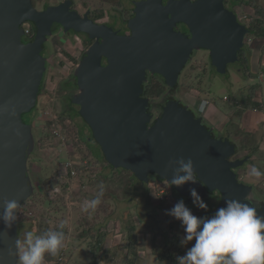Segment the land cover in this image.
<instances>
[{
	"label": "water",
	"instance_id": "water-1",
	"mask_svg": "<svg viewBox=\"0 0 264 264\" xmlns=\"http://www.w3.org/2000/svg\"><path fill=\"white\" fill-rule=\"evenodd\" d=\"M225 1L135 0L133 16L127 20L130 31L122 34L90 18V10L83 14L72 10L74 0H60L44 9L33 0H0V216L5 198L19 200L22 208L34 192L29 170L37 142L33 118L49 64L42 52L58 24L64 33L73 30L94 39L75 67L78 90L70 101L108 163L130 170L145 183L156 175L185 196L200 185L217 191L216 212L228 200H240L264 217L263 198L252 184L239 180L235 170L249 160L235 158L240 147L236 141L214 135L176 100L168 101L152 123L149 98L142 96L148 73L159 74L174 86L194 49L208 50L221 74L238 60L250 29ZM28 21L36 27L32 41L24 39L23 24ZM178 22L191 36L177 30ZM180 157L193 159L196 181L176 186L171 180L179 164L169 161ZM21 232L18 219L10 229L0 220V264H19L8 250H15Z\"/></svg>",
	"mask_w": 264,
	"mask_h": 264
},
{
	"label": "rangeland",
	"instance_id": "rangeland-1",
	"mask_svg": "<svg viewBox=\"0 0 264 264\" xmlns=\"http://www.w3.org/2000/svg\"><path fill=\"white\" fill-rule=\"evenodd\" d=\"M51 1L57 2L56 0H33L34 5L38 9L44 8L45 4L50 3ZM75 2L76 5L81 9L82 13L86 7L91 6L94 9L98 8L99 10L104 11V19L107 17L111 18V16H113L112 14H115V16L112 17V20H110L111 22L109 24L114 28L124 26L127 20L124 21L122 16L128 18V16L132 14V5L128 0H75ZM236 10L239 13L241 19L246 21L247 24H250V22H254V20L256 21L257 19L264 17V0H243L238 2ZM115 11H117V13L120 11L121 13L116 15ZM98 21L104 22L106 20ZM28 25L29 24L25 22L23 27H28ZM60 29V25L55 24V32L46 42L43 53L44 55H49L51 64H49L50 73L49 75L47 73V75L50 76L52 74V76H55L56 79H63L62 82H55L54 79H51L50 86H52V91L49 94L44 92L39 96L38 109H36L34 115V121L36 124L33 127L36 140L39 139L45 132L41 126H48L50 132L56 129L60 135L55 134L57 136L53 135V138L51 137V141L53 142L52 145L50 144L51 141L49 140L50 135H46V138H44L45 144L41 146L40 150L35 155H32L34 158L32 157L29 160V170L34 185V192L25 202L24 205H26V208L24 212H21V216L22 218L27 217L25 213H28L29 216H31V214L33 215V213L36 215L41 214L43 215V221L41 222L40 227L37 228L34 227V223L32 221H26L24 225L21 226V241L28 231H34V229H38L39 231L44 230L47 219H50V221L56 225L57 223L66 220L67 225L70 227L68 231L69 237L67 241V247L65 249L66 254L64 256V259H68L67 264H96L97 262L95 263V261H93L95 255L94 242L96 240V234L99 236L105 235V247H110L117 243L123 244L124 246L128 241L126 228L128 225L134 224L135 222L140 235L143 236L146 234L147 236V241H145L143 244L144 251L142 252L145 254V264H162V262L156 259V256H154L151 252V237L155 234V232H162L164 228H167L169 221L176 218L170 214V211L176 205V202L173 197L171 199L167 198L166 200H163L162 206V204H159L160 200L156 197V185L153 183H147L146 185L139 183L135 184L134 186V183L132 184L131 182L130 170H122L121 172L113 173L109 170L110 168H107L106 165H104V154L101 152L102 150H100L101 148L98 146L96 141L92 139L91 128L86 122H83L84 119L82 120L78 114V109L75 107V104L69 102V99L65 98L68 97V94L72 92L75 94L78 89L62 88L63 80L66 79H64V76L60 71V62H66L65 54L67 53L70 55L74 53L78 55L79 48L77 47V44H75L73 39L74 36H72L71 39H67V42L64 43L67 36L65 37L64 32ZM259 39H263L264 42V37L248 38L246 55L248 57V65L250 67H252L253 63V53L250 54L248 52L250 49L249 47H251L250 43H252V41L255 42V40L259 41ZM86 44H88V42L84 40V45ZM257 44L260 45L261 43ZM82 57L83 55L80 57V59ZM204 57L206 56H200V58ZM260 58L257 59L255 57L253 59L255 61V66L258 65L257 60L260 63L264 61V56ZM192 66L194 65L192 64L190 67H188L186 73H184L186 69L182 72L178 90L179 94L181 95L180 97L186 96V98L190 101L191 98L189 93L195 92L190 88L193 86L198 87V91H201V98H196L194 101L199 100L201 111L202 106L204 109L207 107V112L211 111V109L209 110L208 108L210 104H208L209 99L215 104V106H217V108L218 106L229 105V102L224 100V96L233 97V95H235L242 99L248 94L250 87H256L257 82L261 79L259 73L253 72L254 69H252L253 76H251L247 69L246 71L243 69L244 71L238 72L232 68V71L230 69L226 74H220L214 71L212 72L211 68L209 69L210 73H207V68L204 71L203 69L201 71L198 64L197 66ZM196 76H199V78ZM153 81L155 85L158 84L157 86L161 87L162 89L165 88L162 84H159V78H155ZM152 84L153 83L150 85ZM71 96H69V98ZM258 96L259 93L256 95L257 98L255 100L257 101H259ZM151 99L156 104H159V102L162 100L160 96L151 97ZM241 109L242 108H240V110ZM61 111L67 117L70 115L74 117V120L69 119L70 117H64V120L66 119L67 122H70L71 124H73V122H76L77 124L80 123V127L87 136V146L95 151V154L101 161H97L88 150L86 151L88 153L87 157L83 158L81 163L72 159V162L74 163V166L77 170L80 166L86 163L88 164L87 169L83 172L78 170L80 177L81 175L84 177L82 184H79L80 182L76 181L73 184L71 190L63 189V187L60 186L62 189L59 191H54V187L59 185V183L56 181V179H54V177H52L53 171L59 169L61 172H64L65 165H62L63 161L71 160V158L67 159V157L70 154L73 155L74 153L71 144V140L73 139L70 140L69 138H66L65 134L61 133L60 129L55 127V125L52 123L53 118L56 120ZM237 111L238 110L234 109L228 114L230 119V127L235 134H237L239 137H243L245 134L243 128L247 129L251 126H246V115L244 118L241 117V114L247 110L242 113H237ZM206 119L207 122L205 123L207 124L211 122L218 123V121L223 119V116L213 117L209 115ZM48 120H50V122H48ZM235 127H237V129H235ZM49 130L48 133H50ZM48 137L49 139H47ZM255 157L256 158L252 159L251 161L254 164L259 163L261 165H259V167H261V172H264V155L260 154L259 156ZM253 167L256 166L251 165L250 161H248L244 164L242 169H240L241 171H246L249 173ZM241 171L238 170L242 178L243 175ZM150 177L153 179L157 176L151 175ZM262 177L264 178V176ZM43 179L48 180V182L50 181L48 187L53 189L50 191L47 189L48 196L42 195L45 194V192H43L42 194H37L35 197H33L35 195L37 186L44 189ZM101 184L104 185L105 189L104 194L101 197V204L96 208L95 211H83L84 201L94 198L97 195L99 186ZM166 187H168V185H166ZM254 187V189L257 190L258 195L264 198V194H262L256 186ZM153 193H155V195ZM148 196H150V200L148 199ZM183 196L184 195L181 194L180 199L182 198L185 203L186 198ZM188 208L197 217L208 219V215L202 212V209L198 207ZM178 221L181 229L185 231L182 221L179 219ZM91 228H93L95 231L91 230ZM185 235L186 233L181 231L178 236L184 255L193 244L192 241L181 243ZM124 253L125 252L122 250L121 253L116 256L115 261L108 264H123L121 260L122 257H125ZM96 256L98 257V253ZM45 264L52 263L45 259Z\"/></svg>",
	"mask_w": 264,
	"mask_h": 264
},
{
	"label": "clouds",
	"instance_id": "clouds-1",
	"mask_svg": "<svg viewBox=\"0 0 264 264\" xmlns=\"http://www.w3.org/2000/svg\"><path fill=\"white\" fill-rule=\"evenodd\" d=\"M23 28L25 31V27ZM34 34L35 32L32 33L31 31L29 36L33 37ZM247 35V37H249V34ZM25 36L26 33L24 37ZM250 44L252 45V43ZM224 99H228V97L225 98L224 96ZM52 134L54 135L53 132ZM239 146L241 147V145ZM246 153L247 152L242 153L241 151L236 154L235 158L249 156L248 161H250L254 154L251 156V154L247 153L246 155ZM172 163H178L179 167L176 169V175L171 180V184L182 186L186 182L196 181L193 159L180 157L177 160L173 158L169 161V164ZM251 163L253 162L251 161ZM255 165L257 168L253 167L251 169V174L256 178L264 176V172H261V167H259L260 164L256 163ZM242 167L240 168L242 169ZM240 168H236L235 170L239 180L245 182L243 176L241 178L238 172V170L241 171ZM180 173L184 174L180 175ZM263 179L262 177L258 184H252L253 187L256 186L262 194H264L262 192V190H264ZM151 183L156 185V197L159 200H166L169 197L166 192V185L168 184L166 181H153ZM160 185L165 189L163 199L158 195ZM104 190V185L101 184L97 195L92 199L84 201L83 211H95L101 204V197L104 194ZM190 193L194 198V203H198L200 207L206 206L198 196L195 188L191 189ZM153 194L155 195V193ZM245 199L250 200L251 198L245 197ZM18 209L21 210V203L19 200L5 198L4 211L2 216H0V220L3 221L8 229H10L13 223L18 219ZM170 214L181 220L184 225L186 235L181 243L194 241L185 255L177 257L178 264H264V217L258 215L257 209L250 206L249 203H242L240 200H228L227 206L218 209L212 218L202 219L194 215L191 210L186 207L184 201L180 200L171 209ZM66 227L67 221L65 220L59 223L57 226L58 230L49 229L42 234L28 231L24 235L22 241L17 239L15 250L9 248V255H16L19 264H45L46 254L55 257L64 247L66 239L64 229ZM4 234L6 236L7 232Z\"/></svg>",
	"mask_w": 264,
	"mask_h": 264
},
{
	"label": "trees",
	"instance_id": "trees-1",
	"mask_svg": "<svg viewBox=\"0 0 264 264\" xmlns=\"http://www.w3.org/2000/svg\"><path fill=\"white\" fill-rule=\"evenodd\" d=\"M33 4H34V2H33ZM49 4L50 3H46L44 8H46ZM104 14H105L104 11L99 10V12L96 14V18L104 17ZM28 24H29L28 26L32 29V33H34L36 30L35 25L32 22H29ZM250 25H251L250 26L251 33L249 34V37H264V17H261L260 19H257L256 21L254 20V22H251ZM249 37H247V40ZM24 39L26 41H32L33 37L26 35L24 37ZM87 42H88V44H86V46H88L91 43V40H88ZM248 52L250 54L253 53L251 48L249 49ZM67 55H70V54L67 53ZM75 61H77V60H75ZM239 63L242 65V67L245 71L247 69V71H249L250 75L253 76L252 67H250L248 65V57L246 55V48L241 49L239 52ZM155 78H157V77L153 76L151 79V82L144 85V94L145 95L150 96V97H158L161 95L163 89L161 87L157 86L158 84H156V85L154 84L153 79H155ZM151 83H153V84L150 85ZM163 83H164V81H163ZM69 84H70V80L68 79L62 83V88L63 89L68 88ZM159 84H162V82L160 81ZM46 85H47V83H46V79H45V82L42 84V86L40 88V95L43 94L44 92L45 93L47 92ZM76 85H77V83H76ZM254 89H255V87L251 86L248 94L246 96H244L242 99L238 98V96H235V95H233V97L228 96L229 103L231 105L233 104L237 107L239 106L240 108H242L240 110V108L238 107L237 113H239V112L242 113V112L249 110V109H255V108L262 107V105L260 104L261 102L254 99V97H255ZM66 98L69 99V102H71L69 96ZM209 103H210V100H208V104ZM69 107H70V105H69ZM37 109H38V106H37ZM78 114H79V112H78ZM64 117H67V116H65V114L61 111L60 115L57 116L56 120H54L55 118H53L52 123L55 125V127L60 129L61 133L65 134L66 138H69L70 140L73 139V140H71L72 141L71 144H72V148H73V151L75 154L74 153H73V155L70 154L67 157V159L71 158L70 161H72V159H73L74 161L77 160L79 163H81L83 161V158L87 157L88 153L86 151L88 150L89 152H91V155L94 158H96L97 161H101L99 159V157L95 154V151L92 150V148H90L89 146H87V136H86V133L84 134L82 128L80 127V125H79L80 123L77 124L76 122H73V124H71L70 122H67L66 119H65L66 120L65 121ZM68 117H70L69 119L74 120V117H72L71 115ZM33 121H34V118H33ZM48 122H50V120H48ZM35 124H36V122H35ZM41 127H42V129L45 130V132L41 135V137L39 139H37L36 148H35V151L32 153V155H35L40 150L41 146L43 144H45L44 138H46V135H50V139H49V137L47 138L50 141L53 138V134L48 129V126H41ZM47 129L49 130L50 133H48ZM248 136H249V134H247L245 136L246 140H247ZM245 138L241 142L242 145H241V147H239L238 153H240L241 151L243 153L244 150L246 149L245 147L248 146L246 144ZM92 139L95 140L93 134H92ZM50 144L52 145L53 142L51 141ZM248 151L249 152H247V153L251 154V156L254 154V150L249 149ZM247 153H246V155H247ZM32 155L30 156L31 158L33 157ZM66 161L67 160L63 161V164H62L63 166L65 165ZM104 161H105L104 165H106L107 168H110L109 170L112 171L113 173L114 172H121L122 170H127V169H124L121 167L115 168L110 163H108L106 159H104ZM87 165L88 164L86 163V164L80 166L78 168V170L80 172H83L84 170L87 169ZM52 174H53L52 177H54V179H56V181L59 183V185L56 186L59 189H62L60 187V186H62L63 189H70L71 190L73 184L76 181L80 182L79 184H82L83 179H84V177L82 175H81V177L73 178V176L71 175L68 168L64 172H61L59 169L58 170L56 169L55 171H53ZM131 182H132V184L134 183L133 184L134 186H135V184H139V183H142L145 185L147 184L143 181H140L135 176V174L132 172H131ZM149 182H148V184H149ZM49 183H50V181L48 182V180L43 179L44 189L37 186V188L35 190V195L33 197H35L37 194H42L43 192H45V194H42V195L48 196V194H47L48 190L50 191L53 189V188L50 189L48 187ZM56 187H54V189H53L54 191H55ZM262 192L264 193V190H262ZM148 199L149 200L151 199L150 196H148ZM218 201L219 200H217V203H218ZM159 204H162V206H163V200H160ZM159 204H158V206H159ZM216 205L217 204L215 203V205H212L209 208L208 219L212 218L214 216V214L216 213V211H215ZM25 208H26V205H24L22 207V209L20 210V212L18 213V222H19L20 226H23L26 221L30 220L34 223L35 228L40 227L41 222L43 221V219H42L43 215H41V214L36 215L33 213V215L31 214V216H29L28 213H25L27 215V217H29V218H27V217L22 218L21 212H24ZM176 222H177V224H176ZM178 222L179 221L177 218L170 220L168 225H167V228H164L162 232H155V234L152 235V237H151V252L154 256H156V259H158L160 262H162V264H178L177 257L184 255V252H183L182 246L179 242L178 236L181 233V231L183 233H185V231H183L181 229V226H179ZM55 223H57V222H55ZM58 225H59V223H57V225H56V224H53L50 221V219H47L45 222L44 230L39 231L38 229L37 230L34 229L33 232H35L37 234H42L49 229L58 230L57 229ZM69 228L70 227L67 225V227L64 229V231L66 233V239H65L64 247L61 249L60 253L55 257H53L49 254L45 255V259L48 262H50L52 264H67L68 263V259L67 260L64 259V256L66 254L65 249L67 247V241H68V237H69V233H68ZM91 230H94V229L91 228ZM126 233H127L128 241L124 246H123V244L117 243V244H114L110 247L104 246L105 235L99 236L96 234V236H95L96 240L94 242L95 243V245H94L95 255H94L93 261H95V263L97 262V263H102V264L113 263L116 259V256L118 254H120L121 251L123 250V252H125L124 253L125 257H122V260H121V262H123V264H145V254H143L142 252L144 251V245L143 244L145 243V241H147L146 234L143 236L140 235V233L137 230V224L135 222H134V224L127 226ZM192 243H194V241H192ZM97 253H98V257L96 256ZM96 257H97V260H96ZM103 258H105V259H103Z\"/></svg>",
	"mask_w": 264,
	"mask_h": 264
},
{
	"label": "flooded vegetation",
	"instance_id": "flooded-vegetation-1",
	"mask_svg": "<svg viewBox=\"0 0 264 264\" xmlns=\"http://www.w3.org/2000/svg\"><path fill=\"white\" fill-rule=\"evenodd\" d=\"M57 2H50V4L49 5H51V4H57L58 2H60V0H56ZM75 1V0H74ZM130 3H131V5H132V9L131 10H133V8H134V4H133V2L135 1V0H128ZM236 1V2H235ZM241 1H243V0H226L225 1V5L230 9V10H233V11H235L236 13H237V16H238V20H239V22L241 23V24H246L247 26H251L249 23L247 24L246 23V21H243L242 19H241V17H240V15H239V13L237 12V10H236V6L238 5V2H241ZM167 2V0H163V3H166ZM48 5V6H49ZM43 9V8H42ZM72 10H77L78 12H80L81 14H83V13H85L87 10H90V13H89V16H90V18H92L93 20H95V21H98V20H106V21H104L105 23H107L108 25L110 24V20H112V17L113 16H115V14H112L113 16H111V18L110 17H107L106 19H104V17H100V18H96V14L99 12V10H98V8H96V9H94V8H92L91 6H89V7H86L85 8V10L83 11V13L81 12V9L76 5V2L73 4V6H72ZM116 12V15L118 14V13H121L120 11L117 13V11H115ZM133 16V13L130 15V16H128V18H125L124 16H122L123 17V20H128L130 17H132ZM29 23V22H28ZM55 26V25H54ZM111 26V25H110ZM113 27V26H112ZM114 28V27H113ZM176 28H177V30H180V31H182V32H184V33H186L187 35H189V36H191V33H190V31H189V29L186 27V25L184 24V23H182V22H178L177 24H176ZM115 30H119V32L120 33H122V34H125V33H127V32H129L130 30H129V28H127V22H125V25L124 26H122V27H119V28H114ZM251 29V28H250ZM32 31V30H31ZM55 32V31H54ZM66 34H69V35H66ZM250 34V33H249ZM64 35H65V37H66V40L64 41V43H66L67 42V39H71V37L72 36H74V41H75V44H77V47L79 48V50H78V55L77 54H72V55H67V54H65V58H66V62L65 61H61L60 63V66H59V68H61V73L63 74V76H64V79H66V80H70V84L68 85V88H77V85H76V76H75V73H74V71H75V65L77 64V61L80 59V57L82 56V55H84L85 54V50L87 49V47H89L93 42H94V39H90L89 38V36H88V34H85V33H77V32H75V31H73V30H71V31H68V32H66V33H64ZM247 36L248 35H246L245 36V39H244V46H243V48L242 49H244V48H246L247 49V47H248V42H247ZM84 40L85 41H88V40H91V43L88 45V46H86V45H84ZM60 49V48H59ZM49 52H50V50H49ZM240 52V51H239ZM239 52H238V60L235 62V63H232V64H228L227 65V71H226V73L231 69V71H232V68L233 69H235V71H243V67H242V65L239 63ZM43 53V52H42ZM47 54H49V53H47ZM43 55H44V53H43ZM46 56H48V58H49V55H46ZM200 56H206V57H204V58H200ZM206 58V59H205ZM75 60H77V61H75ZM49 64H50V59H49ZM105 62V61H104ZM53 63V62H52ZM194 65V66H197V64H198V66H199V68H200V70L202 71V69H203V71L207 68L208 69V72L207 73H210V71H209V69L211 68V70H212V72L214 71V72H217V69H216V67L211 63V58H210V55H209V51L208 50H206V49H204V48H200V49H194L192 52H191V58L188 60V62L186 63V65H185V67H184V69H183V71H184V73H186L187 72V69H188V67H190L191 65ZM51 65V64H50ZM50 65H48V68H47V73H48V75H49V73H50V69H49V67H50ZM194 66H192V67H194ZM182 71V72H183ZM182 72H181V74H182ZM183 73V74H184ZM217 73H219V72H217ZM226 73H224V74H226ZM181 74H180V76H181ZM221 74V73H220ZM47 75V76H48ZM153 76H155V77H157V78H159V80L162 82V85L165 87V88H163V91H162V93H161V95H160V97L162 98V100L159 102V104H156V103H154L153 102V100L151 99V97L150 96H147V95H145L144 94V92H143V97H147V98H149V105H148V111L149 112H151V114H153V122L152 123H154L155 121H156V119L158 118V117H160L162 114H163V111H164V107H165V105L167 104V102L168 101H170V100H176V101H178L179 102V104L180 105H182V106H185V107H188L189 109H191L192 110V112L194 113V115H195V117H197V118H201L203 121H204V124L208 127V128H211V129H213V133H214V135H226V134H222L218 129H216V128H213V126H211L210 124H207V123H205V122H207L206 120V118H207V108H205V110H204V108H203V106H202V111H201V108H200V104H199V100H196V101H194V99H196L197 98V93H200L199 91H198V87H196V86H193V87H191L190 89H192V91H195V92H190L189 93V95H190V98H191V100L189 101L187 98H186V96H182V97H180L181 95L179 94V81H180V77L178 78V81H177V83L174 85V86H172V87H170V86H168L167 85V83H166V80L161 76V75H159V74H151V73H148L147 74V81L144 83V85L145 84H148V83H150L151 82V79H152V77ZM197 78H199V76H196ZM51 79H54V81L56 82V81H58V82H62V79L63 78H61L60 80L59 79H56V77L55 76H52V74L50 75V76H48L47 78H46V83H47V85H46V87H47V92H46V94H49L51 91H52V86H50V80ZM66 80H63V82L64 81H66ZM163 81H164V83H163ZM184 84V83H183ZM66 89V88H65ZM73 94V92L72 93H70V94H68L69 96H71ZM66 98V97H65ZM206 107V106H205ZM72 108V107H71ZM82 118V117H81ZM82 120H83V118H82ZM83 122H85L84 120H83ZM216 131V132H215ZM55 142V141H54ZM243 156H245V155H243ZM30 159H31V157H30ZM80 174V173H79ZM151 175H153V174H151ZM150 175V176H151ZM79 177H80V175H79ZM151 178V177H150ZM163 181V180H161L160 178H158V177H154L153 179H150V182L149 183H151V182H153V181ZM168 185V184H167ZM55 190H57V191H59L60 189H58V187H56V189ZM166 192L168 193V199L170 198H172L173 197V199L175 200V202L176 203H178L180 200H182V198L180 199V196H181V194L179 193V191H177L174 187H172L171 185H168V187H166ZM197 193H198V196L202 199V201H203V203L206 205L205 207H200L199 206V204L198 203H194L193 201H194V198L192 197V195H191V193L189 192V194L187 195V196H183V197H185L186 198V201H185V205L187 206V207H198V208H200V209H202V212H204L205 214H207V215H209V208L212 206V205H215V203L216 204H218L217 203V200H219L220 201V194L217 192V191H215V192H212V191H208L207 189H205V187L203 186V185H200L199 186V188H198V190H197ZM213 213V212H212ZM214 214V213H213ZM215 215V214H214Z\"/></svg>",
	"mask_w": 264,
	"mask_h": 264
},
{
	"label": "crops",
	"instance_id": "crops-1",
	"mask_svg": "<svg viewBox=\"0 0 264 264\" xmlns=\"http://www.w3.org/2000/svg\"><path fill=\"white\" fill-rule=\"evenodd\" d=\"M257 43H261L260 45H258ZM251 49L253 51V59L256 57L257 59L260 57L264 56V42L263 39H259V41H252V45H251ZM252 59L253 63H252V69L254 73H259L260 74V80L257 82L254 93H255V97L254 99H256V95L259 93V102H261L260 104L262 105V107L260 108H255V109H249L246 112L241 114V117L244 118L245 116V121H246V126H251L249 128H243L244 131V135L242 136H238L237 134H235L233 132V130L230 127V119H229V112H232L234 109L237 110V106L235 105H231L229 103V105H222V106H215V104L210 100V104H209V110L211 109L210 112H207V116L211 115V116H223V119L215 122V123H208L211 126H213V128H217L222 134H226V136L228 135L232 140L236 141L239 145H242L241 142L242 140L245 138V136L247 134H249L247 140H246V144L248 145L247 147H245L246 149L244 150V152H248L249 149L254 150V155L252 157V159L256 158L255 156H259L260 154L264 155V61H262V63H260L257 60V66H255V61ZM261 61V58H260ZM197 98L200 99V95H201V91L200 93H197ZM225 101L229 102V99H224ZM229 107V108H228ZM240 108V107H239ZM208 110V109H207ZM235 115V114H234ZM233 119V118H232ZM232 122V120H231ZM245 126V127H246ZM234 127V126H233ZM235 129H237V127H235ZM254 147V148H252ZM251 159V160H252ZM250 160V163H251ZM251 165L256 166L254 163H251ZM242 175H243V180L247 183L250 184H257L259 183L261 178H256L251 174V171L248 173L246 171H242ZM156 264V263H155Z\"/></svg>",
	"mask_w": 264,
	"mask_h": 264
},
{
	"label": "built area",
	"instance_id": "built-area-1",
	"mask_svg": "<svg viewBox=\"0 0 264 264\" xmlns=\"http://www.w3.org/2000/svg\"><path fill=\"white\" fill-rule=\"evenodd\" d=\"M25 33H26V35L31 34L30 27H25ZM225 98H227V96H225ZM52 132L54 133V135L55 134L60 135V133L56 129L52 130ZM57 135H55V136H57ZM67 168L69 169V171H70L71 175L73 176V178H78L79 177L80 174H79L78 170L75 168L74 163L72 161L67 160V162H65V170ZM164 192H165V189L162 188V186L160 185L159 186V190H158V195H159V197L161 199L164 198Z\"/></svg>",
	"mask_w": 264,
	"mask_h": 264
}]
</instances>
